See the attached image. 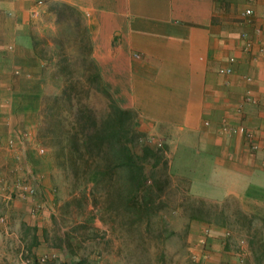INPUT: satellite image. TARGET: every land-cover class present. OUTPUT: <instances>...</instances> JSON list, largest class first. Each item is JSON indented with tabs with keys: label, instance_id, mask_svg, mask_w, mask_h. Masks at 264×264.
I'll return each mask as SVG.
<instances>
[{
	"label": "crops",
	"instance_id": "obj_1",
	"mask_svg": "<svg viewBox=\"0 0 264 264\" xmlns=\"http://www.w3.org/2000/svg\"><path fill=\"white\" fill-rule=\"evenodd\" d=\"M57 6L82 17L104 83L137 113L142 131L165 139L170 149H198L222 198L264 202V0H0L1 182L24 174L16 156L25 149L8 141L24 137L44 90L32 11L47 19ZM226 66L233 72L221 73ZM226 121L254 130L253 141L223 130ZM40 199L16 195L0 202L5 264L22 261L25 249L35 262L44 252L41 242L25 244L27 229L40 230L42 218L34 212Z\"/></svg>",
	"mask_w": 264,
	"mask_h": 264
},
{
	"label": "rangeland",
	"instance_id": "obj_2",
	"mask_svg": "<svg viewBox=\"0 0 264 264\" xmlns=\"http://www.w3.org/2000/svg\"><path fill=\"white\" fill-rule=\"evenodd\" d=\"M53 12L55 16L47 19L31 17L35 51L43 65L40 109L23 129L24 137L8 141L19 151L25 149L16 156L24 171L17 179L32 183L36 194L31 197L41 198L37 203L43 204L41 211L34 210L42 218L40 230L27 229L25 244L41 242L45 250L35 262L25 249L24 259L17 264H264V202L240 201L231 195L222 198L214 191L215 174L210 170L206 176L207 170L201 168L205 162L198 149H170L165 139L139 128L133 109L136 133L125 141L139 151L147 147L156 151L146 163L150 175L156 171L150 182L159 181L154 182L151 209L138 214L125 209L112 193L121 184L118 174L115 185L98 187L87 183L82 173L75 174L69 154L61 153L63 146L70 149L64 141L74 131L73 110L90 109L102 121L120 102L92 57L82 17L66 6H57ZM67 85L75 87L72 102L61 99L54 123L43 100L64 97ZM48 123L58 125L63 141L53 137ZM163 172H168L167 182ZM16 181H2L6 192ZM1 260L5 264V257Z\"/></svg>",
	"mask_w": 264,
	"mask_h": 264
},
{
	"label": "trees",
	"instance_id": "obj_3",
	"mask_svg": "<svg viewBox=\"0 0 264 264\" xmlns=\"http://www.w3.org/2000/svg\"><path fill=\"white\" fill-rule=\"evenodd\" d=\"M74 90L73 85H67L62 93L64 97L56 95L44 98L43 106L45 105L48 112L52 113L51 121L57 122L58 117H55L57 115L55 109L60 105L61 99L65 98L64 101L72 102ZM71 106L73 107L72 103ZM82 109L76 108L72 113L74 131H70L64 141V143L67 141L69 151L64 149V146L61 149V153L69 154L70 166L75 174L82 173L85 181L93 183L94 187L103 183L112 184L118 174L121 184L117 188L113 182L115 186L112 193L123 201L125 209L136 211L137 214L149 209L150 203L154 202L152 199V196L155 195L154 182L159 183V181L154 178V182H150L156 171L154 170L150 175L146 163L156 151L151 147L139 151L125 141L129 137L131 138L130 134L136 133L135 117H132L134 111L116 103L112 107L111 114L100 121L92 110ZM130 118L132 122L128 123L127 120ZM47 126L54 138L57 136L63 141V134L57 132V124L54 127L48 123ZM62 141L60 140L61 143ZM165 171L167 170L165 169ZM167 174L168 172L161 174L163 177L166 176L165 182L168 181Z\"/></svg>",
	"mask_w": 264,
	"mask_h": 264
},
{
	"label": "built area",
	"instance_id": "obj_4",
	"mask_svg": "<svg viewBox=\"0 0 264 264\" xmlns=\"http://www.w3.org/2000/svg\"><path fill=\"white\" fill-rule=\"evenodd\" d=\"M245 15L248 17H251L254 13L253 9L251 8H247L245 10ZM33 15L37 14L36 10L32 11ZM263 17H264V13H263ZM252 43L249 41L247 43V47L251 48ZM260 50H263V48H261ZM230 61L231 63H234L236 61L235 57H230ZM221 73H231L233 72V67L232 66H226V67H222L220 69ZM223 130L227 131V132H231V133H243L244 135H246V137L253 141L254 137H255V132L252 129L247 128L244 125H239V126H232L229 122H224L223 126H222ZM252 148L254 150H257L259 148V145L256 142H252ZM43 151V149L41 150ZM263 166H264V162H263ZM2 182L0 181V202L5 200V199H13L16 197V195H34L36 194V188L32 185V183L30 182H26V181H17L15 183L14 188L13 189H9L7 192H2ZM17 187L19 188V191L17 190ZM5 197V198H4ZM43 209V204L42 203H38L35 205L34 210H38L41 211ZM0 221L5 223L7 221L5 216L0 217ZM45 260V259H43Z\"/></svg>",
	"mask_w": 264,
	"mask_h": 264
}]
</instances>
